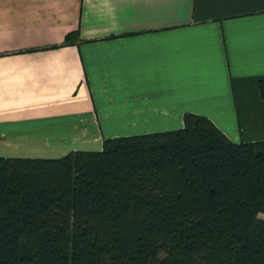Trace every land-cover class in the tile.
Masks as SVG:
<instances>
[{
  "label": "crops",
  "instance_id": "1",
  "mask_svg": "<svg viewBox=\"0 0 264 264\" xmlns=\"http://www.w3.org/2000/svg\"><path fill=\"white\" fill-rule=\"evenodd\" d=\"M262 83L264 0H0V150L95 151L187 113L264 140Z\"/></svg>",
  "mask_w": 264,
  "mask_h": 264
},
{
  "label": "trees",
  "instance_id": "2",
  "mask_svg": "<svg viewBox=\"0 0 264 264\" xmlns=\"http://www.w3.org/2000/svg\"><path fill=\"white\" fill-rule=\"evenodd\" d=\"M260 214L264 140L202 115L99 151L0 156V264H264Z\"/></svg>",
  "mask_w": 264,
  "mask_h": 264
},
{
  "label": "rangeland",
  "instance_id": "3",
  "mask_svg": "<svg viewBox=\"0 0 264 264\" xmlns=\"http://www.w3.org/2000/svg\"><path fill=\"white\" fill-rule=\"evenodd\" d=\"M123 136H125V135H123ZM236 142H239V141H236ZM95 151H99V150H95ZM46 152H47L46 150H43L41 148L40 149L34 148V146H33V148L27 147L26 149L0 150V156H2V157H22V158H52V157H48V156H43V154H45ZM260 217L264 218V214H260Z\"/></svg>",
  "mask_w": 264,
  "mask_h": 264
}]
</instances>
